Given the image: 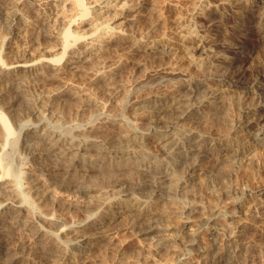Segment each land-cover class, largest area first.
<instances>
[{
  "label": "bare ground",
  "instance_id": "bare-ground-1",
  "mask_svg": "<svg viewBox=\"0 0 264 264\" xmlns=\"http://www.w3.org/2000/svg\"><path fill=\"white\" fill-rule=\"evenodd\" d=\"M29 1L30 0H0V7L2 8V10H5V12L9 13V15L11 17L18 18V20H20V21L22 20V22L24 23V25H22L23 23L21 24L19 22L22 26H16L17 31L22 32V29L24 26L28 32V35H25V38H24V44L25 45H23V43H22V45L17 46V47H13L11 45H8L6 47L8 49V50L5 49V52L8 55L7 56L9 59L8 61L4 60L3 59L4 57L3 58L1 57L2 50H0V101H2V104H3V105L2 104L0 105V209H1V207L6 208V209L4 208L5 209L4 211H2V209H1L0 220L4 221V222H2L3 223L2 225H0V232H3L4 235H6V236H12V233L14 232L12 230L13 228L9 227L11 224L10 225L6 224L9 221L13 222L12 225H14V224L19 225L20 224V226H22L24 228V230L28 229L27 230V231H29L28 235L19 236V238H17V240L21 241V243L22 242L24 244L26 243V246L28 247V250H29V252L27 254H29L33 258L32 259L33 261L31 263L29 262V260L27 261L30 264H92L91 263L92 259L94 260L93 256H95V255L92 256V254L95 252V246L93 245V241L97 240L98 238L100 239V237L107 236L108 233H110L112 230H115V229L119 230V229H123V228L125 229L128 226H129V228H131L132 226H133V228L139 227L141 234H143L145 236V238L148 239L149 237H152V234L154 232H158V231L162 230L163 228H166V229L168 228V226H165L162 223H165L164 220L166 219V217H168V210L169 209L168 208L163 209L162 206H159V204L157 203V200H160V197L163 196V194H165V191H166L165 188H166L167 182H168V184L170 183L171 185L175 183L173 181L176 180L178 172L176 171L177 173H174V169L181 166L180 163L189 162V165L191 167L192 166L198 167L200 165L199 167L201 169L202 168L204 169V167L201 164V160H202V157L205 156V153H206L205 147L208 145V143L210 141L211 142L209 145L216 146L218 148L217 152H219V150H220L218 146L221 145L220 148H222L223 142H227L232 147V150H230L231 149L230 148L229 150H226V151L220 153V155H218L216 157V163H215V161L214 162L212 161L213 163H215L216 166L220 165L221 164L220 162L224 158L226 159V157L232 153H233V155H230V158H231V156L237 157L238 159L244 158V156L242 157L241 154L245 155L247 150H249V149H244L241 147L240 148L235 147V145H233L234 144L233 138L236 139L240 143V145H242L241 141L244 138H242L241 135H243L248 129L249 130L252 129V127H253L252 124L256 123L258 120V119L256 120L257 117H261L262 115H264L263 108L253 109L252 107L251 108L246 107L245 112L243 113V116L240 117V121L238 120L237 122L231 123L232 126L231 125L230 126L233 128V133L226 135L229 139L224 138L226 136L222 137V136L217 135V137H212V139H210V141H209L208 136H207V132H206V134L204 132L206 128L203 129V127H205V126L200 127V125H198V120H196L197 123L193 121V124H196L194 127L190 126L192 124L191 123L192 121L190 122L191 124L189 126H188L187 122H185L187 125L182 124L185 121L184 119H187L189 121L188 118H190L192 116H193L192 118H195V116H198V115H196L197 114L196 112H198V111L195 108V106H193L194 104L193 105L191 104V102L192 103L194 102L193 100L190 101L191 100L190 96H192L191 93L189 92L190 95H186V91H185L186 88H184L185 94L181 93L183 91L182 88L180 90L181 92L179 91V88H180L179 87V81H181L179 79H181L183 76H185V77L187 76V78L188 77L192 78L193 74L196 73V74H199V76L200 75L202 76V77L200 76L202 78V79L200 78L201 83L202 84L205 83L206 85H208V82L206 80H210V79H214V78L221 80V81L224 79L228 80V78H230V77L226 78V75L228 74L227 72L229 70L228 67L231 66L230 69L233 70L232 68H234V66H232V64L235 65V63L236 62L239 63L241 59L248 58V57L250 58V56H251V55L248 56L247 53L245 55H243L242 54L243 52H241V50L239 49V47L246 44L245 39L248 38L251 33L248 32L249 30L248 31H239V30H241L243 27H246V25L249 22L250 23L255 22V21L259 22L260 18H262V21L264 20V0H211L212 2L209 4L210 6H208V7H210V9L212 11L216 10V14H209L208 15L207 14L208 11L206 12L204 7H202V8H204V11H200V10H203L202 8L197 9V10H199L197 12V15H200L199 17H203V18L205 17L204 20L206 22H209V26L205 29V32L203 34L202 33L199 34L197 32L193 23H191V21L189 19H184V18H187L188 17L187 16V17H184L183 19L179 20L180 25H181V30H180V32L178 30V32H179V34L177 35L178 37L175 36L174 38H172L173 36H170L171 38L169 37L170 39L167 42H160L159 41L160 43H158L156 39H152L150 37L151 36V34H149L150 32H148V34L150 35L148 37V35L145 34L146 33L145 31L147 29L144 27L143 28L146 30L143 29L142 32H145V33H142L141 29H140L141 26L138 25V24H140V22H142V24H143V21H145V20L142 21V19L145 15V9H146L145 7H146L147 2H148L147 0H53L52 2H55L56 6H58L57 7V9H58V15H57L58 20L59 21L61 20L60 22H62V23L64 22L63 24L64 25L66 24L67 26L65 25L66 27H64L63 30L61 29L60 30L61 32L58 31L59 33L53 34L55 41L57 42V43L55 42L56 45L53 46L54 42L51 40L50 42H53V44H51V43H49V44H51L52 46L51 45L48 46V44H47V46H43V47L39 46L38 48H37V46L33 47L34 45L31 46L30 44H28L30 37L34 38V39L40 38V36H38V35H40L39 32H38V35L35 34V32H36L35 31L36 27H34L35 23L33 21H29V19L28 20L26 19V12L30 9V8H28L29 7ZM149 1H151V0H149ZM156 1H158V0H156ZM258 1L261 2L260 6L263 8V14H261V17L259 15L255 16V15L251 14L250 10H248L251 7L248 8L246 6L248 3H250L252 5L253 4L257 5ZM171 2H172V5H177V3L180 2V0H171ZM63 3L66 5H67V3H69V5H71L74 8L73 10L78 11V14L83 18V21L85 20L84 24H86V26H87L85 29L80 28V27H82V25L81 26L76 25V23L73 22L74 20H72V21L67 20V17H65V16H67V14H65V16H64V6L65 5ZM152 3H154V1ZM195 4H196V2H195ZM158 5L156 6V4H153V9L156 10V7H158ZM71 6H69V7H71ZM151 6L152 5H150L149 7H151ZM154 6H156V7L154 8ZM1 8H0V11H2ZM195 8H193V9H195ZM150 9H148V10H150ZM158 9H159V7H158ZM36 10H38V9H36ZM36 12L37 11H35V14H37ZM38 12H40V11H38ZM149 12H148V14L147 13L146 14L149 15V17H150V14L153 11L150 14H149ZM155 12H157V11H155ZM205 12H206V15H205ZM31 13H32V9H31ZM40 13H42V11ZM252 13H253V11H252ZM28 14L29 13L27 12V15ZM44 14L45 15L47 14L46 11L44 12ZM109 16H111L110 17L111 19L109 18ZM41 17L44 20L43 21L44 23H47V25H48V23H50L49 22L50 20L47 17V15L45 16V18H43V16H41ZM231 17L234 19V22H235V23H233V21H232L231 23L235 24V26L234 25L233 26H234V29L237 30L236 31L237 33H235L236 34L235 37L233 38V35L231 34L232 40L230 39L227 41L225 39L226 41H220L219 37L217 38V36H216L218 41L215 40L216 38L214 36V33H211L212 29H210L208 31V28H210L212 25L217 26V27L220 26V24H224V25L226 24L227 25L228 24L227 21H229V19ZM152 18L150 19L151 21L149 19L148 20L146 19V21L147 22L150 21L149 22L150 24L155 23V22L151 23ZM157 18L159 19V17H157ZM180 18H182V17H180ZM188 18H190V16ZM39 19L41 21V18H39ZM153 21H154V19H153ZM230 21H231V19H230ZM258 22H256V25ZM149 23H148V28H149ZM250 23L248 25H250ZM49 25L47 26V28H49ZM131 25L136 26L140 30V32H139V30H137L138 31L137 32L134 29V26L131 27ZM230 25L232 26V24H230ZM50 27L52 28V26H50ZM152 27L153 26H151V28ZM42 28H45V27L43 26ZM246 29H248V28H246ZM37 30H39V29H37ZM149 30H150V28H149ZM51 31H53V30H51ZM152 31H153V28H152ZM53 32H55V31H53ZM212 32H214V31H212ZM215 32H216V30H215ZM48 33H49V30H48ZM41 34H43V33H41ZM35 35H37L38 37H36ZM45 35L43 36V38L47 37ZM49 35L50 34H48V36ZM258 36H260V35H258ZM229 37L231 38V36H229ZM43 38H41V39H43ZM162 38H163V36H162ZM254 38H256V36H254ZM49 39H51V37ZM167 39L168 38H166V40ZM258 39H259V42L255 43L258 47L251 48L250 50H248L249 53H251L253 51H254V53H256V51L259 48H261V47L264 48V34H263V38H261V39L258 38ZM221 40H224V39H221ZM123 42H126V44H127L126 47H123V45H125V44L122 45ZM120 43L122 45V48H125L127 50L126 52L129 53V55L133 54V53L135 54V52L136 53L142 52L141 54H143V53L148 54V56L149 55L153 56L154 54H157L159 52H161V53L162 52H165V53L168 52L167 55H169V52H170V53L174 54L175 56L177 55L179 57L180 54L182 52H184L185 55L187 56V64H188L187 67L183 66L184 63H185V65H187L186 61H185L186 58L184 59L185 62L183 63L182 62L183 60L181 59V57H180V59L182 60L181 62L183 63V65L178 64L177 61H174V62L171 61L172 63L166 64V65L163 64L164 66L162 67V70L160 71V73H163L164 75L169 77V79L166 82H163V83L157 82L156 83L157 80L154 79L155 80V82L153 81L154 83L151 82L150 85L146 84V86L139 88V90L136 92L134 102L132 103V106L131 105L130 106L133 110L134 118L133 117L132 118H133V120H135L134 124H136L139 127L137 129L139 131H136L135 129L130 128L128 123H125L122 120H119V117L117 115H115V113H117V112H113V111H112L113 113L110 115L105 114L106 116H104L103 118L101 117V119L98 122H95L93 124L88 122L90 124H88L86 127L83 126L84 128L82 127L81 129H78L77 130L78 132L62 131L61 129H58L56 127L51 128V127L47 126L46 124H44L43 118L46 115V111H49V114H50L49 116H51V118L53 119V122L55 123L56 126L65 124L66 122L69 121L68 117L70 115L68 117H66V114L63 113L64 111L60 112L62 110L61 108L64 105L63 106L61 105L62 107L60 105L56 106V104L60 103V99L58 100L59 103L57 102L54 104V100L57 97L61 98V97H65L66 95H68V96L69 95H72V96L75 95V96L80 97V98L83 97L84 98V103H83L84 108H89V107L93 108V106L94 107L98 106L95 108L101 109V108L107 107L106 111L107 110L109 111L110 108H111L110 110L114 109L116 111L122 107L123 96L130 93V91L133 90V87H135L136 84H135V81L133 83H128L127 81L126 82L125 81L124 82L118 81L120 79V77L118 78V76L121 75V74H119L120 69L122 66L125 65V63H127L126 58L120 57L121 55L119 56L118 53H117L118 58H116L117 56L116 57L115 56L109 57V55L107 56V54H109V52L111 53V52H113L112 50H116L119 47ZM263 48H261V49H263ZM179 51H182V52L179 53V55H178L177 53ZM200 52H202L203 55H201L202 53H200ZM161 53H159V54H161ZM165 53H163V54H165ZM199 53H200V55H198ZM241 54H242V56H241ZM114 55H115V53H114ZM126 55L127 54L125 53V56ZM137 55H139V54H137ZM170 56H171V54H170ZM170 56H169V58H170ZM175 56L172 58H177ZM141 57H143V55ZM144 57L142 60L145 59L144 62H146V56L144 55ZM183 57H185V56L183 55ZM150 58L148 60H152V58L151 59ZM160 58H159V60H160ZM162 58L164 59V57H162ZM162 58L160 60V64H161V61L163 60ZM172 58H170L169 60H171ZM180 59L178 58L176 60H180ZM172 60H174V59H172ZM139 63H141L140 60H139ZM129 65H130V63H129ZM241 66L237 67L238 69L235 70V68H234V70H233V71H235L234 76L236 77V79L239 81L240 84L259 83V82L264 81V62H262V64H259V62H256L254 64L251 63V65L246 66V67H243V66L241 67ZM65 70H67V72L69 71V73H67ZM63 71H65L68 74L67 76L70 75V77L72 75H73V77H77L76 74H78V73L82 74L81 77L84 76L85 78H87L88 83H92V85H94L93 83L98 82L97 84H99V81H103V82H105L104 88L107 90V92H109V94L114 93L116 95V93H120V94L122 93L123 96L120 98V100H118L119 96L117 95L116 100H118V101L115 104H113V103L116 100H114L112 103H109L108 99L106 100V102H103L102 100L98 99L99 97L97 98L96 96H94L91 93L90 89L93 87L92 85H91V88L87 86L88 84L87 85H81L82 83L81 84H79L80 82L77 83L76 81H78V80L75 81L72 77L73 80L65 81V82H63L62 86L60 85V87H57L55 90H53L50 93L49 99H47V100L42 99L43 97L48 96V95L42 96V98H40V99L36 98V100L31 98V95H29V88L31 87V83L34 84L33 83L34 78L35 79L40 78V80L42 77H46L47 79L48 78H58V77H60V74ZM195 75H194V78H195ZM230 75L231 76L233 75L232 72L230 73ZM63 76H64V74H63ZM197 77H198V75H197ZM32 78H33V80H31ZM175 78H177L179 81ZM53 80H55V79H53ZM65 80H67V79H65ZM126 80H127V78H126ZM195 80H196V78H195ZM221 81L219 82V85L218 84L215 85L213 83L214 86L209 87L210 89L207 90L208 92L204 91V94L206 95V96H204L205 97L204 100H203V95L201 94L202 98L201 97L200 98L205 102L204 106H206L207 108L210 109L211 114L209 111L208 112L212 116V118H209V116H207V115L203 116V118L201 116V118H200L201 120H199L200 124L202 121H204L202 119H204L206 116H207L206 118L209 119V123H210V119L213 120V117L216 118V119H214L216 124L218 121H219V123H220V121H221V123H223L222 121L225 120V119L221 120L223 114L220 115V117H221V119H220L219 114H217L216 112H218L217 111L218 108H222L225 105L226 99H228L226 105L227 106L231 105L232 102H231V104L228 103L229 99H231V98L234 99L233 97H234V94H236V93L227 94V92H225L226 89H224L226 87H224V88L222 87ZM186 82H188V81H185V83ZM192 82L189 85V88L191 89L193 95L194 94L197 95L198 94L197 91L200 92V90H198L200 88H198V84H196V86H191ZM185 83H182V84H185ZM189 83H190V81H189ZM97 84H95V86ZM100 85H102V84H100ZM103 85H104V83H103ZM97 87H100V86L97 85ZM31 88L33 89V87H31ZM95 88L93 87L94 90H95ZM207 88H208V86H207ZM207 88H205V89H207ZM257 88L258 87L256 86L255 90H257ZM101 89H103V88H101ZM97 90H98V88H97ZM231 90L238 93L241 89L236 88V89H231ZM247 90H249V89H247ZM16 91L18 92L17 94L20 95L25 100L24 102L26 104H24V102H23V104L21 106L27 105L26 107L31 108L33 110V114L35 115L36 120H37L35 125L33 126L34 129L25 133V135H26V136L24 135L25 141H23V142H25V145L27 146V148L31 147L32 149H34L33 147H35V149H36L38 146L40 147L43 145L44 147L42 146L41 148L45 149L46 152L49 155H51L52 156L51 158L54 160V163L52 161L53 166H51V163H50V167L46 166L47 168H45L47 170L46 173L49 174V177L47 178L48 180H51V182H54L56 184H59L61 186H66V187L70 186V185H74L78 189L86 192L88 195L89 194L91 195V193H92V196H93L94 195L93 191L95 189L97 190V188L99 186L101 187L100 183H102V181L105 185L106 182L104 180H106V181L111 180V179L113 180L114 177L116 176V174H119V175L122 174V178H123V175L126 176V175L131 174L133 176L134 174H136L137 175V178L135 177L136 181L133 182V185L131 184V186H132L131 188L136 189V190H140V191L141 190L143 191L146 188L147 189L152 188L151 191L148 190L145 192V193L150 192L148 197L142 199V198H138V196H137V198L128 196L126 198L125 197L117 198L114 200V202L113 201H111V202L104 201L101 204H99V206H101L100 209L97 206H94L88 210L85 209V210H87V216L88 217H86V219H83L80 221L78 220L75 223L73 222V224L72 223L66 224L65 222H62L59 218H57L55 216L41 213L42 211L38 210L37 208L39 206L48 205L49 204L48 201H51V200L53 202L56 201L55 196H54L55 193H52L49 190L50 188L44 187L43 186L44 183H41L39 180L40 178L38 179L37 176L35 177L33 175H30V176L28 175V177H27L28 178L27 182L30 184L29 188H30V190H32L33 193L31 191H30V193H28L29 190L27 193L25 191L21 192L22 190L20 191L19 185L17 186L18 182L16 183V181L13 180V178L10 176L11 173H10L8 167H6L7 164L4 165V162H3L4 160H2V151H3V149L6 148L5 146H7L9 138L12 134V127H11V123H10V121H11L10 118L14 119L16 117L19 119V117H18L19 113L17 111L20 112V110L15 111L16 110L15 108H17V107L13 108L12 99H11L12 93H14ZM201 92H203V91H201ZM47 93H48V91H47ZM101 93H103V92H101ZM98 94H97V96H98ZM103 95H104V93H103ZM184 95H186L187 97L189 96L190 100H188V102L190 101L189 103L191 105L189 103H187V101L185 100L186 97L184 98ZM196 95H195V97H196ZM199 95L200 94L197 95V98H198V99L196 98L197 100L200 99L198 97ZM236 95L238 96V94H236ZM250 95L251 94L247 95V93H246L245 98L247 99V97H248V100H249V98H251V97H249ZM72 96H70V98ZM105 96H107V95L105 94L103 99L104 98L106 99L110 95H108L107 97H105ZM240 96H238V97H240ZM13 97H14V95H13ZM101 97H102V95H101ZM124 98H126V97H124ZM252 98H253V96H252ZM21 100H20V102L23 101V100L22 101ZM74 100L75 99H73V101ZM62 101H64L63 98H62ZM79 101L80 100L78 98V101H77L78 104L81 103ZM199 102H202V101H199ZM77 103L75 105L78 106ZM18 104H20V103H18ZM64 104H66V103L64 102ZM200 104H202V103H200ZM16 105H14V106H16ZM71 105H74V102ZM250 106H252V104ZM57 107L60 108V111H58ZM67 107H70L69 103H68ZM75 107L76 106H74V108ZM228 107L230 108V106H228ZM24 108H25V106H24ZM71 108H73V107L71 106ZM226 108L224 110H226ZM229 108H227V109H229ZM66 109L68 110V108H66ZM22 110L23 109H21V111ZM25 110L26 109H24V111ZM72 110H70V111H72ZM74 111H73V114H76L77 112L74 113ZM203 111L205 112L206 110L204 109ZM227 111H224V112H227ZM220 112H223V111H220ZM220 112H218V113H220ZM20 113H23V112H20ZM68 113L69 112H67V115H68ZM227 113H225L224 116L225 115L227 116ZM130 115H131V113H130ZM19 116L21 117V115H19ZM74 116H76V115H74ZM251 117H253V118H251ZM132 118H129V119H132ZM224 118H226V117H224ZM45 119H46V117H45ZM74 119L75 118L73 117V120ZM66 120H68V121H66ZM182 120H184V121L182 122ZM216 120H217V122H216ZM212 122L210 124H213ZM230 122L231 121L228 120L227 124ZM203 123H207V121H204ZM223 124L226 125V122ZM203 125H208V124H203ZM209 125H208V128H209ZM219 125H221V124H219ZM149 126L152 128H149ZM211 127H214V126L212 125ZM217 127H219V126H217ZM62 128H63V126H62ZM220 128L221 127H219L218 129H220ZM232 128H230V129L232 130ZM27 130H29V129H27ZM63 130H65V129L63 128ZM66 130H69V129H66ZM208 130L209 129H207V131ZM250 132H253V130ZM197 133L200 135V137L197 136V137H199L198 139L195 138V135ZM221 134H223V132ZM215 135H216V133H215ZM255 135L258 136V134H255ZM255 135H253V136L250 135L252 137V140H251L252 146L251 147H254V148L256 145H259V143H261L260 140L259 141L257 140L258 137L253 138ZM146 141L155 142L159 146V147L158 146L157 147L160 150V155H158L159 153H153L152 151H150L149 147L147 146L149 143ZM243 141H245V140H243ZM243 143H245V142H243ZM240 145H238V146H240ZM251 147H250V149H251ZM261 148H263V147H261ZM150 149H151V147H150ZM37 150H39V149H37ZM260 150H256V152L260 151ZM32 151H34V150H32ZM239 151L242 152V153L240 152V156H241V157L239 156L240 158L238 156H235V155H238L237 152H239ZM254 151H255V149H254ZM254 151L252 150V152H254ZM30 152H31V149H30ZM44 152L45 151L43 150V153ZM208 153L209 152H207L206 154H208ZM32 154H33V152H32ZM37 158H39V156ZM247 158H248V156H247ZM238 159L235 158L234 161H238ZM231 161L234 162L233 160H231ZM38 162H40V161H38ZM228 162H229V160H228ZM232 162H231V164H232ZM224 163L227 164L226 162H224ZM43 164H41V165H43ZM215 165L213 167V170H215L214 169ZM221 165H220L219 169L221 168ZM227 165H230V164L228 163ZM48 166H49V164H48ZM207 166H209V165H207ZM222 166H224V165H222ZM42 168H43V166H42ZM200 168H197V169L199 170ZM222 168H225V167H222ZM179 169H182V167ZM207 169H208V167L206 168V170ZM176 170H178V169H176ZM222 170L225 171L224 169H222ZM181 171H183V169ZM196 171L197 170H195V168H194V170L191 171L190 176L194 177L197 174ZM199 171H201V170H199ZM223 171H221V172H223ZM202 172H205V171H202ZM181 173L183 174V172H181ZM181 173H180V175L182 176ZM29 174H31V173H29ZM199 174H201V172ZM126 177H130V176H126ZM112 180L110 182H112V183L116 182L115 179H114L115 182ZM176 181H178V180H176ZM197 181H198V179H197ZM107 182L109 183V181H107ZM165 182H166V184L164 185ZM106 185H108V184H106ZM171 185H170V188H171ZM176 185H177V182H176ZM184 185H186V184H184ZM175 186H173V187H175ZM184 187L185 186H183L182 191H183V193H185L184 196L188 197V193H187L188 190L187 191L184 190ZM131 188L125 189V191L122 195H125V196L129 195L132 192ZM170 188L167 185V190H169ZM180 188H182V187H180ZM189 188H190V186H189ZM192 188H193V186H192ZM185 189H186V187H185ZM140 191H137V192H140ZM250 191H252L251 194L254 193L255 195H257V199L255 198L256 200L254 203L251 202L252 204L250 202H248L251 205L249 207L247 205V207H248V208L246 207L247 209L246 208L243 209L242 205L243 204L245 205V200L250 195V193L242 192L241 194H243V195H241V197L237 201H235V204H236L235 213L231 214V213L226 212V211H225L226 213H224V211L220 210L219 208H216L214 210V212H212L206 220L198 223L197 227L193 228V230L191 229L193 231L190 233V234H192V239H190L187 242L186 251L184 253L180 254V256H179L180 259L178 262L179 264H188V263H191V261H193L196 258L199 259L201 257H204V258L209 257V256H205V253H206V249H205L206 244H205V240H204L205 235H207V234L211 235L213 238L216 239L218 236H221L224 233L223 227L220 225V223H218L219 217L221 218L222 214H225V215L228 214V217L231 216V218L233 216L237 217L238 221L236 223V226L238 228L239 233L245 231L246 228L249 229L248 227L252 224V221H254V219H253L254 216L256 217V216H259L261 214H264V185L261 187H258L255 190L250 189ZM141 193H143V192H141ZM191 193H192L191 194V196H192L193 195L192 190H191ZM131 196H133V195H131ZM181 196L179 195V197H181ZM251 196L252 195H250V198H251ZM172 197H173V199L175 198V196H173V195H172ZM186 197H184V198H186ZM184 198H182V199H184ZM56 199H57V197H56ZM171 201H169V202L172 203ZM173 201L178 205L179 208L176 207L175 210H172V211H174L175 216H177L178 218L182 217V220L180 221L181 224H178L179 230H185V229L188 230L189 228L192 227L193 221L196 218L195 206H193L191 204L192 202L190 204H183L182 205V201H180V200H179L180 202L179 201L177 202V200H173ZM184 201H186L185 203H187L186 199ZM188 202H190V201L188 200ZM164 203L166 204V202H164ZM52 205H54V204L52 203ZM170 205H172V204H170ZM160 207H162V208H160ZM87 208H89V207H87ZM39 209H41V208H39ZM59 209H61V208H59ZM61 210H63V209H61ZM65 210H66V208H65ZM98 210H102V211L104 210V213H107V216H104V217L101 216L102 218H97V217L95 218V215L99 214ZM167 219H170V218H167ZM257 221H260V220H257ZM257 221H256V223H257ZM263 221H264V219L262 220V223H264ZM256 227H258V226H256ZM237 228H235V229H237ZM224 229H226V228H224ZM227 230H228V226H227ZM255 231H256V229H255ZM247 232H248V230H247ZM15 233H17V231ZM236 233L234 231V234H236ZM226 234H227V232H226ZM237 235H239V234H237ZM240 235H242V234H240ZM251 235H249V232H248V236L250 237ZM3 236H2V238H3ZM224 237H227V235L226 236L224 235ZM252 237H253V235H252ZM0 238H1V234H0ZM111 238H113V237H111ZM246 238H247V235H246ZM14 239H16V238H14ZM179 239L180 238H176L171 234L162 235L158 238V244H160V245L165 244V247H166L167 243L169 245L174 244V243L178 242ZM220 240H218V241H220ZM254 240H256V239H253L252 241H254ZM15 242H17V241L15 240ZM15 242H13V243L11 242V244L13 245ZM95 242H94V244H95ZM236 242H237V240H236ZM222 243H226V242H222ZM222 243L220 241V245H222ZM233 243H234V241H233ZM97 245H99V244H97ZM224 245H222L220 247L218 245V247H219L218 249L221 248V251H222L223 249H225V247L223 248ZM18 246L21 247V245H18ZM228 246H226V247H228ZM259 246H260V244H259ZM11 247L12 246L8 242L0 243V264H21V263H23V261L25 259V253L22 252L23 250L22 251H19V249L17 250L15 248V245H14V247H12V248ZM163 247H164V245H163ZM244 247H245V245H244ZM99 248H101V245ZM99 248H98V250H99ZM256 248H259V247H256ZM11 249H13V250H11ZM20 249H24V248H20ZM228 249H229V247H228ZM26 250L24 252H26ZM227 250H225V251H227ZM209 251L210 252H208V253L211 255V250L209 249ZM225 251H223V252H225ZM223 252H219V253H223ZM208 253H206V254L208 255ZM215 255H217V254L215 253ZM218 255L222 256V254H218ZM243 256H245V255H243ZM243 256H241V257H243ZM203 260H207V259H203ZM193 262H195V260Z\"/></svg>",
  "mask_w": 264,
  "mask_h": 264
},
{
  "label": "rangeland",
  "instance_id": "rangeland-1",
  "mask_svg": "<svg viewBox=\"0 0 264 264\" xmlns=\"http://www.w3.org/2000/svg\"><path fill=\"white\" fill-rule=\"evenodd\" d=\"M52 1L53 0H30L29 1V7L28 8H30V9L27 12L29 13L28 15L30 17L27 15V12H26V19L27 20L29 19V21H33L35 23L34 24V27H36L35 28V31H36L35 34L38 35V32L40 34V35H38V36H40L39 39L38 38L37 39L35 38L36 39L35 40L34 38H31V37L29 38V43L28 44H30L31 46L34 45L33 47H35V46H37V48L39 46L40 47H43V46H47V44H48V46H50L51 44H53V42H54L53 46L56 45L57 42L55 41V38H54L53 34H57V33L61 32L60 30L61 29L63 30L64 27L67 26L66 24H65L66 26L63 24L64 22L62 23V22H60L61 20L60 21L58 20V16H57L58 15V9H57L58 6H56V3L55 2H52ZM147 1L149 3L147 2V5L145 7L146 8L145 9V15H144L142 21L143 20L146 21V19L147 20L148 19L150 20L153 17L151 23H153V22H155V23L150 24L149 23L151 21L150 20L149 22L143 21V24H142V22H140V24H138V25L141 26L140 27L141 32L143 31L144 28L147 29V30L144 29V30H146L145 31L146 33L145 32H142V33H145L146 35H148V37L150 36L149 34H151L150 37L152 39H156L158 43H160V42H167L171 38L170 36H173L172 38H174L175 36L178 37L177 35L179 34V32L181 30V25H180V21L179 20H181V19H183L184 17H187V16L188 17L190 16V18L187 17V18H184V19H189L191 21V23H193V25H194L195 29L197 30V32L199 34H201V33L203 34L205 32V29L209 26V22H206L204 20L205 17L204 18L203 17H199L200 15H197V12L199 11V10H197L198 8L201 9L202 7H204L205 8V11L206 12L208 11L207 12L208 15L209 14H216V10L212 11L210 9V7H208V6H210L209 4L212 2L211 0H209V1L208 0H202V1L201 0H199V1L198 0H192V1L191 0H180V2L177 3V5H172L171 0H158V1L153 0L154 3H152L153 2L152 0L151 1L147 0ZM195 2H196V4H195ZM153 4H156V6L158 5L159 9H158V7L154 6V8L156 7V10H154L153 9ZM64 5H65L64 6V16H65V14H67V16H65V17H67V20H71V21L74 20L73 22L76 23V25H80V26L82 25V27H80V28H84L85 29L87 27L86 24H84L85 23V20L83 21V18L78 14V11L73 10L74 8L71 5H69V3H67V5L66 4H64ZM150 5H152V6L149 7ZM260 5H261V2L258 1L257 2V5L256 4L255 5L254 4L252 5V4L248 3L246 6L248 8L251 7L249 9L247 8L248 10H250V13L251 14H253L255 16H258L259 15L261 17V14H263V8ZM69 6H71V7H69ZM193 8H195V9H193ZM204 8H202L203 10H200V11H204ZM31 9H32V13H31ZM36 9H38V10H36ZM148 9H150V10H148ZM1 10H2V8H1ZM35 11H37L36 12L37 14H35ZM38 11H40V12L42 11V13H40ZM45 11L47 13L46 14L47 17L50 20L49 21L50 23H48V25L50 24L49 25V28H47V26H48L47 23H44L43 22L44 20L41 17V16H43V18H45V16H46L44 14ZM155 11H157V12H155ZM252 11H253V13H252ZM148 12H149V14L152 12L150 14V17H149V15H147ZM206 12H205V15H206ZM110 17L111 16H109V18ZM157 17H159L160 20ZM180 17H182V18H180ZM39 18H41V21L42 22L40 21ZM153 19H154V21H153ZM230 19H231V21H230ZM230 19H229V21H227V23H228L227 25L226 24L225 25L224 24H220V26H218V27L212 25L210 28H208V31L210 29H212L211 30V33H214L215 38H216V36H217V38L219 37L220 41H226V40L228 41L230 39L232 40V35H233V38H234L235 35H236L235 33H237L236 32L237 30L234 29V26H235V24H233V23H235L234 22V19L232 17ZM232 21H233V23H231ZM19 22L21 24L23 23L22 20L20 21V20H18V18L11 17L9 15V13L5 12V10L0 11V50H2L1 57L2 58L4 57L3 59L6 60V61L9 60L8 57H7L8 55L5 52V49H7L6 47L8 45H11L13 47L20 46V45H22V43H23V45H25L24 44V38H25V35H28V32H27V29L24 26H23L22 32H18L17 31L16 26H22V25H24V23L21 25ZM256 22H258V21L251 22V23L249 22L250 25H248L249 24L248 23L247 24L248 26L246 25V27H243L241 30H239V31H248L249 30L248 32L252 34V35L250 34V36H249L250 38L248 37V38L245 39V43L246 44H244L243 46L239 47V49L241 50V52H243L242 53L243 55H245L247 53L248 56L249 55H251V56H250V58L248 57V58L241 59L240 62L239 63L236 62L235 65L232 64V66H234L235 70L238 69L237 67H239L241 65L243 67H246V66L251 65V63L254 64L256 62H259V64H262V62H264V52H263L264 51V48L263 47H261L263 49L259 48L256 51V53H254V51L251 52V53L248 52V50H250L251 48L258 47L255 44V43L259 42V39L258 38H260V39L263 38V34H264V20L262 21V18H260L259 19V22L257 23V25H256ZM148 23H149L150 30L148 28ZM229 23L232 24V26ZM43 26L45 28H42ZM50 26H52V28ZM133 26L134 25H131V27H133ZM151 26H153L152 27L153 28V31H152ZM135 27L136 26H134V29L136 31L139 30L137 27L136 28ZM246 28H248V29H246ZM37 29H39V30H37ZM50 29L53 30V31H55V32L51 31ZM48 30H49V33H48ZM178 30H179V32H178ZM215 30H216V32H215ZM212 31H214V32H212ZM232 31L233 32L235 31V32L233 33ZM139 32H140V30H139ZM148 32H150V33L148 34ZM41 33H43V34H41ZM48 34H50V35L48 36ZM37 35H35V36L38 37ZM44 35L47 36V37L43 38ZM253 35L256 36V38H254ZM258 35H260V36H258ZM162 36H163V38H162ZM229 36H231V38ZM50 37H51V39H49ZM41 38H43V39H41ZM166 38H168V39L166 40ZM217 38L215 40L218 41ZM221 39H224V40H221ZM51 40L53 42H50ZM49 43H51V44H49ZM123 44H125V45H123ZM122 45H123V47H126L127 46L126 42H123ZM122 45L120 43L119 44V47L116 50H112L113 52L115 51L114 52L115 55H114L113 52H111V53L109 52V54H107V56L108 55H109V57L110 56L111 57H114V56L116 57L117 56L116 58H118V55H117V53H118L119 56L121 55L120 57H123V58H126L127 59V63H125V65H124L125 67L122 66L123 68L121 67V69H120L119 74H121V75H119L118 78L120 77L121 80L119 79L118 81L119 82H122V81L123 82L124 81L126 82L127 81L128 83H133L135 81L136 86L133 87V90H131L130 93H128L125 96H123L122 93L121 94L120 93H116V95H115L114 93L112 94L110 92L111 94H109V92H107V90L104 88L105 87V82H103V81H99V84H97L98 82L93 83L94 85H92V83H88V79L87 78H85L84 76L81 77L82 74H79V73L76 74L77 77H73V75L71 77H70V75L67 76L68 75L67 73H69V71L67 72V70H65L67 73L65 71H63L60 74V77H58V78H48L47 79L46 77H42L41 80H40V78H36L37 80L35 78L33 80V78H32L31 80H33V83L34 84L31 83V87H33V89L31 87H30L31 89L29 88V95H31V98H33V99L36 100V98L37 99L38 98L40 99V98H42V96L48 95V96H45V97L42 98L44 100L45 99L47 100V99H49L50 93L53 90H55L57 87H60V85L62 86L63 82L74 79L75 81L78 80V81H76L77 83H79V82H80L79 84L82 83L81 85H87L88 84L87 86L90 87V88H91V85L94 88L96 87L95 90L93 89V87L91 89L90 88L89 89H90L91 93L94 96H96L97 98L99 97L98 99L99 100H102L103 102H106V100L108 99V102L109 103H112L114 100H116V96L117 95L119 96L118 97V100H120V98L123 96V99H122L123 104H122V107L119 108V110H116V111L114 109L113 110H110L111 109L110 107H109L110 109L108 108L109 111L108 110L106 111V108L107 107L101 108V109L95 108V107H98V106H95V107L93 106L94 109L92 107L91 108L90 107L89 108H84V106H83L84 98L83 97L80 98V97H77L75 95H73V96L72 95H69V96L66 95L67 97L66 96L65 97H61V98L60 97H57L56 98L57 100L56 99H55L56 101L54 100V104L57 103V102L59 103L58 100L60 99V103L59 104H56V106L57 105H60V106L61 105L62 106L64 105V106L63 107L61 106L62 108L59 106L62 109L61 111H60V108L57 107L58 108V111H60V112L64 111L63 113L66 114V117H68L70 115L68 117V120L69 121L66 120L68 122H66V123L64 122L65 124H62V125H59V126L57 125L56 126L55 123L53 122V119L51 118V116H49L50 115L49 114V111H46V115H45L46 119H45V117L43 118L44 119L43 120V123L46 124L47 126L51 127V128H55L56 127L58 129H61L62 131H69V132L70 131L71 132L74 131V132H78L77 130L78 129H81L83 126L86 127L90 123L93 124L95 122H98L101 119V117L103 118L106 115H110L113 112H117V113H115V115H117L119 117V120H122L123 122L128 123V125H129L130 128H133L136 131H139V130H137L139 127L136 124H134L135 123V120H133L134 116H133V110L131 108L132 103L134 102V99H135V96H136V92L139 90V88H141L143 86H146V84L147 85H150L151 82L154 83L155 82L154 79L157 80L156 83L157 82H161V83L166 82L169 79V77H167L163 73H160V71L162 70V67L164 66L163 64L166 65V64L172 63L171 61H173V62L174 61H177L178 64H182V65L186 61V64H187V56L182 51H179L177 53L179 55V53L182 52L179 57L177 55L175 56L174 54H172L170 52H169V55H167L168 52L167 53H165V52H162V53L159 52L161 54L157 53V54H154L153 56L152 55H149L150 57L152 56L151 57L152 60H148L150 58L148 56V54H144V53L141 54L142 52H137V53L135 52V54L134 53L133 54H130L131 55L130 56L129 53L126 52L127 50L125 48H122ZM125 53L127 54L126 56H125ZM163 53H165V54H163ZM200 53H202V52H200ZM200 53L198 55H200ZM137 54H139V55H137ZM170 54H171V56H170ZM182 54L185 57H183ZM242 54H241V56H242ZM140 55L141 56L143 55V57H144V55L146 56V62H144L145 59L142 60L143 57H141ZM201 55H203V53ZM169 56H170V58H172L174 56L177 57V58H172L174 60H172V59L169 60L170 59ZM160 57L161 58L164 57V59L162 58L163 60L161 61V64H160V60H161ZM180 57H181V59L183 61L180 59ZM159 58H160V60H159ZM178 58L180 60H176ZM184 59H185V61H184ZM139 60H140L141 63H139ZM129 63H130V65H129ZM183 66L184 67H187L188 64L185 65V63H184ZM228 68L230 70V71L228 70V72H227L228 74L226 75V78L227 77H230V78H228V80H225L224 79V80L221 81V80H218V79H215V78L214 79H210V80H206L208 82V85H206L205 83L202 84L201 83V80H200V78L202 76L200 75L201 76L200 77L199 74H196V73L193 74V77L192 78L191 77L190 78L189 77L187 78V76L186 77L183 76L181 79H179L181 81H179L177 78H175V79H177L179 81V87H180L179 88V91L181 90V88L183 90L182 92L180 91L181 93L185 94V91H186V95H190L189 92L191 93V95H192V96H190L191 97L190 98L191 100L189 99V96L187 97L186 95H184V98L185 97L187 98V99L185 98V100L187 101V103H189L190 101L193 100L194 102L193 103L191 102V104L192 105L194 104L193 106H195V108L198 111V112H196L197 113L196 115H198V116H195V118H192L193 116L190 117V118H188L189 121L187 119H184L185 121L182 120V122L183 121L184 122L183 123L181 122V123L184 124V125H187L188 124V126L192 123L190 126H193L194 127L196 124H193V121L197 123L196 120H198V125H200V127L205 126V127H203V129L206 128L204 132H205V134L207 132V136H208L209 141H210V139H212V137H217V135L223 137V136H226L227 134L233 133V128L231 127L232 126L231 123L232 122H237L238 120L240 121V117L243 116V113L245 112L246 107H249V108L252 107L253 109L263 108V113H264V96H263L264 95V81L259 82V83H249V84L248 83H245V84H240L239 81L234 76V72H235V71H233L234 68H232L233 70L230 69L231 66L228 67ZM231 72L233 74L232 76L230 75ZM63 74H64V76H63ZM194 75H195L196 80L194 78ZM197 75H198V77H197ZM72 77H73V79H72ZM125 77L127 78V80H126ZM53 79H55V80H53ZM65 79H67V80H65ZM185 81H188V82L185 83ZM189 81H190V83H189ZM220 81H221L222 87L223 88L226 87L224 89H226L225 92H227V94H229V93H231V94L236 93V94H238V96L241 95L240 96L241 98H240L236 94H234V97H233L234 99H232V98L229 99V102L228 103L231 104V102H232L231 105H228V106H230V108L226 105L227 104V100H228V99H226V101H225V105L226 106L224 105L222 108H218V110H217L218 112H220V111H223V112H220L221 114L218 113V112H216L217 114H219V117H220V115L223 114L222 115V119H221V117H220V119L221 120H224L225 119L222 122L223 123L226 122V125L227 126L224 125L223 123H221V121L219 123V121L217 122V120H216L217 124L218 123L221 124V125H219V124L217 125L215 123V120H214L216 118H214V117H213V120L210 119V123L213 121L212 122L213 124H210L209 123V119L206 118V117L209 116V118H212V116L210 115L211 112H210V109L209 108H207L206 106H204L205 102L203 101L204 98H205L204 96H206L204 94V91L206 92L207 90H209L210 89L209 87L214 86V84L215 85L216 84L219 85V82ZM191 82H192V85L191 86H196V84H198V88H200L198 90H200V92L203 91L201 93L199 91H197V93L200 94L198 96L199 98L200 97L202 98V95H203V100L201 98L199 100H197L198 99L197 98V95L198 94L197 95L196 94L193 95L191 89L189 88V85L191 84ZM103 83H104V85H103ZM182 83H185V84H182ZM95 84L99 85L100 87H97V85L95 86ZM100 84H102V85H100ZM207 86H208V88H207ZM256 86L258 87L257 90H255L256 89ZM97 88H98V90H97ZM101 88H103V89H101ZM184 88H186V90ZM205 88H207V89H205ZM236 88H239L242 91L240 90L239 91L240 93L239 92L237 93V92H234L233 90H231V89H236ZM247 89H249V90H247ZM47 91H48V93H47ZM101 92H103L104 95L106 94L107 96L108 95H110V96L109 97L105 96L107 98L106 99L105 98L103 99L104 95ZM17 93L18 92L16 91V92L12 93V95H11L13 108L14 107H17V108H15L16 109L15 111L20 110V112H23V113H20L19 111H17L19 113L18 114L19 119L16 118V117L14 119L13 118H10L11 119L10 123H11V127H12V134H11L12 137L10 136V138H9V141L10 142L8 141L7 146H5L6 148L3 149V151H2V160H4L3 161L4 162V165L7 164L6 167H8V169H9V171L11 173L10 176L13 178V180L16 181V183L18 182L17 183V186L19 185L20 191L22 190L21 192L25 191L27 193L28 190H29L28 193H30V191L32 192V190H30V188H29L30 187V184L27 182L28 181V178L27 177H28V175L29 176L30 175H33L35 177L37 176L38 179L40 178L39 180H40L41 183H44V185H43L44 187L50 188L49 190L52 193H55L54 196H55V200L56 201H54V202L52 200L51 201H48L49 202V204L47 203L48 205L39 206L37 208L38 210H41L42 211L41 213L55 216V217L59 218L62 222H65L66 224H68V223H70V224L72 223L73 224V222L75 223L78 220L80 221V220L86 219V217H88L87 216V210L88 209H90V208H92L94 206H97L100 209L101 206H99V204H101L104 201H106V202L113 201L114 202V200L117 199V198H120V197H125L126 198L128 196L129 197H135V198H137V196H138V198H142V199L148 197V195L150 194V192H147V193H145V192L148 191V190L151 191L152 188H149L148 187L149 189L146 188L143 191L142 190L140 191V190H136V189H132L131 188L132 187L131 184L133 185V182L136 181L135 180L137 178V175L136 174H134L133 176L131 174L130 175H126V176H130V177L132 176L131 178L130 177H126L124 175H123V178H122V174L121 175L116 174V176H115L116 178L114 177V179H115L116 182L114 181V179L113 180L111 179L115 183L110 182L111 180H107V181H109V183L106 180H104L106 182L105 185H104V183L102 181L103 184L100 183L101 184V187L99 186L97 188V190L95 189L93 191V194H94L93 196H92V193H91V195L90 194L88 195L86 192L78 189L74 185H70V186H67L66 187V186H61L59 184H56L54 182H51V180H48L47 178L49 177V174L46 173L47 170L45 168L50 167V163H51V166H53L52 165V161L54 163V160L51 158L52 156L49 155L46 152L45 149L41 148L43 145L40 146V147L38 146L36 149H35V147H33L34 149H32L31 147H28L27 148V146L25 145V142H23V141H25V137H24L25 133L28 132V131H30V130H33L34 129L33 126L35 125V123H36L37 120H36V117L33 114V110L31 108L26 107L27 105L21 106L25 100L20 95H18ZM246 93H247V95L251 94L254 99L252 98L251 95L249 97H251L252 99L249 98V100H248V97L246 99L245 98ZM97 94H98V96H97ZM100 94L102 95V97H101ZM13 95H14V97H13ZM195 95H196V97H195ZM70 96H72V97L70 98ZM124 97H126V98H124ZM62 98H63L64 101H62ZM72 98L75 99V100L73 101ZM78 98L80 100L79 102H81L80 104L77 103ZM20 100L22 102H20ZM118 100H116L113 104L117 103ZM188 100H190V101L188 102ZM199 101H202V102H199ZM64 102L67 105L64 104ZM67 102L69 103V106L70 107H67L68 106V103ZM73 102H74V105H71ZM18 103H20V104H18ZM76 103L78 104V106L75 105ZM200 103H202L203 105L200 104ZM1 104H2V101H0V105ZM24 104H26V103L24 102ZM251 104H252V106H250ZM14 105H16V106H14ZM24 106H25V108H24ZM71 106L73 108H71ZM74 106H76V107L74 108ZM224 107L225 108L227 107L229 109L226 108V110H224L225 109ZM66 108H68V110L70 108H71L70 110H72V109L73 110L72 111H70V110L68 111ZM21 109H23V110L21 111ZM24 109H26L25 110L26 112L24 111ZM204 109L206 110L205 112L203 111ZM65 110L67 112H69L68 115H67V112ZM73 111H74V113H76V112L77 113L76 114H73ZM208 111L210 112V114H209ZM224 111H227L228 113L227 112H224ZM130 113H131L132 116L130 115ZM225 113H227V116L229 115L230 117L229 116L227 117L226 115L224 116ZM19 115H21V117ZM74 115H76V116H74ZM205 115H207V116L204 119H202V120L207 121V123H203L204 121H202L201 122L202 125H201L199 123L200 122L199 120H201L200 119L201 116L203 118V116H205ZM72 116L75 118L74 120H73V117ZM223 116L226 117V118H224ZM129 118H132V119H129ZM251 118H253V117H251ZM228 120L231 121V122L227 124ZM256 120H257V122L256 123H253L254 125L252 124V126H253L252 129L251 130L248 129L243 135H241L242 138H244V139L241 138L242 139V141H241V144L242 145H240V143L236 139L233 138V143H234L233 145H235V147H239V148L241 147V148H244V149H249V150H247V152L245 154L246 156L244 154H241L242 157L244 156L243 159L240 158L241 157L240 156V152L241 151L237 152L238 155H235V156H238V157L240 156L239 157L240 159H238L237 157H232V156L230 158V155H233V153H232L229 156H227L229 159L226 157L227 160L224 158L220 162L224 166H222L220 164L221 165V168L219 169L220 165H218V166L215 165V163H216V157L218 155H220V153H222V152H224L226 150H229L230 148H231L230 150H232V147L227 142H223L222 148H220L221 145L218 146L220 150H219V152H217L218 151V148L216 146L209 145L210 142H211L210 141L208 143V145L205 147L206 153L207 152H209V153L208 154L205 153V156H203L202 157V160H201V164L204 167V169L203 168L201 169L199 167L200 165L198 167H194V166L191 167L189 165V162H187L188 164L186 162H182V163H180L181 166H179V167H177V168L174 169V173H177L178 172L177 173V177H176V180H178V181H176V180L173 181V182H175L174 183L175 185H176V182H177V185L175 186L174 184L171 185L169 183L171 185V188H170V185L168 184V182H167V184L165 182L164 183V185L166 184L165 194H163V196L160 197V200H157V203L159 204V206H162L163 209H166V208L169 209V210L167 209L168 210V217H166V219L167 218H170V219H167V220L165 219L164 220L165 223H162L163 225L168 226L167 229L166 228H163L162 230H160L158 232H154L152 234V237H149L148 239L145 238V236L143 234H141L139 227H134L133 228V226H132L131 228H129V226H128L125 229L124 228L123 229H119V230H116L115 229L116 231L115 230H112L111 232L113 234L110 232V233H108L107 236L100 237V239L98 238L97 240H94L93 241V245L95 246V252L92 254V256L93 255H95V256H93L94 260L92 259V262L91 263L92 264H173V263L174 264H176V263L179 264L178 262H179V259H180V257H179L180 254H182V253H184L186 251V244H187V242L190 239H192V234H190V233L193 232L192 231L193 228H196L197 225H198V223H200L201 221L206 220L208 218V216L212 212H214V210L216 208H219L220 210L224 211V213H226V212H229L231 214L232 213H235V211H236L235 201H237L241 197V195H243V194H241L242 192H248V193H250V195H252L251 198H250V195H249L247 197V199L245 200V205L244 204L242 205V208L243 209H245L247 207V205L249 207L252 203H254L255 200L257 199V195H255L254 193L251 194L252 191H250V189L255 190L258 187H261V186L264 185V146H263L264 145V115H262L261 117H257ZM88 122H90V123H88ZM185 122H187V124ZM203 124H208V125L210 124L211 126L213 125L214 127H211L209 125V128H208V125H203ZM216 125L219 126V127H221V128L223 127V128L222 129L221 128L218 129L219 127H217ZM62 126H63V128L65 130H63ZM149 128H152V127L149 126ZM230 128H232V130ZM27 129H29V130H27ZM66 129H69V130H66ZM207 129H209V130L207 131ZM252 130H253V132H250ZM220 132L221 133L223 132V134H221ZM215 133H216V135H215ZM255 134H258V136H256ZM250 135L251 136L255 135L256 137L254 136L253 138H257L258 137L259 139L257 138V140L258 141L260 140V142H261V143H259V145H256L255 148L254 147H251L252 146V143H251L252 137ZM197 136L200 137V135L198 133L195 135V138L196 139L199 138ZM224 138L229 139L227 136L224 137ZM243 140H245V141H243ZM146 142L149 143V144L147 143L148 144L147 146L149 147V150L150 151H152L153 153H159L158 155H160V150L158 148L159 146L155 142H153V141H151V142L150 141H146ZM243 142H245L246 144L243 143ZM238 145H240V146H238ZM260 146L263 147V148H261ZM150 147H151V149H150ZM250 147H251V149H250ZM29 148L31 149V152H30V149ZM37 149H39V150H37ZM254 149H255V151H254ZM32 150H34V151H32ZM43 150L45 151L44 153H43ZM252 150L254 152H252ZM256 150H260V151H257L256 152ZM32 152H33V154H32ZM37 155L39 156V158H37L38 157ZM247 156H248V158H247ZM235 158L238 159V161H234ZM228 160H229V162H228ZM231 160H233L234 162H232ZM38 161H40V162H38ZM212 161L213 162L215 161V163H213ZM224 162H226V163L228 162L230 165H227L228 163L225 164ZM231 162H232V164H231ZM41 164H43V165H41ZM48 164H49V166H48ZM207 165H209V166H207ZM214 165H215V168H214L215 170H213ZM42 166H43V168H42ZM206 166L208 167L207 170H206V168H207ZM181 167H182L183 171H181L182 169H179ZM222 167H225V168H222ZM194 168L198 172L196 171L197 174L194 177H191L190 176V173H191V171L194 170ZM197 168H200L199 170H201V171H199ZM176 169H178V170H176ZM222 169H224L225 171H223ZM220 170L223 171V172H221ZM180 171L183 172V174ZM202 171H205V172H202ZM28 172L31 173V174H29ZM200 172H201V174H199ZM180 173L182 174V176L180 175ZM197 179H198V181H197ZM106 184H108V185H106ZM184 184H186L187 186L184 185ZM167 185L169 186V188L171 190L170 189L167 190ZM173 186H175L176 188L173 187ZM183 186L186 187V189L184 187V190H186V191L188 190V192H187L188 193V197L184 196L185 193H183V191H182L183 190ZM189 186H190L191 189L189 188ZM192 186H193V188H192ZM180 187H182V188H180ZM127 188H131L132 189V192L129 195H126V196L125 195H122L124 193L125 189H127ZM191 190L193 192V195L192 196H191V194H192L191 193ZM137 191H140V192H137ZM141 192H143V193H141ZM171 194L173 196H175L174 199H173V197H172ZM131 195H133V196H131ZM179 195L180 196L182 195V196L179 197ZM56 197H57V199H56ZM184 197H186V198H184ZM182 198H184V199H182ZM185 199L187 200V203H185L186 202V201H184ZM173 200H177V202L179 200L182 201V205L183 204H190L192 202L191 204L193 206H195V208H196V213H195L196 218L193 221L192 227L189 228L190 230L189 229L188 230L187 229H185V230H179L178 224H181L180 221L182 220V217H179L178 218L177 216H175L174 211H172V210H175L176 207H178V205ZM188 200L190 202H188ZM169 201H171L172 203H170ZM164 202H166V204ZM248 202H250V203L252 202V203L249 204ZM52 203L54 205H52ZM170 204H172V205H170ZM87 207H89V208H87ZM162 207H160V208H162ZM4 208L5 207H3V208L1 207L2 211H4L6 209V208L5 209ZM39 208H41V209H39ZM59 208H61L63 210H61ZM65 208H66V210H65ZM1 209H0V214H1ZM85 209H87V210H85ZM98 213L99 214L95 215V218L96 217L97 218H102L104 216H107V213H104V210L103 211L102 210H98ZM224 215L225 214H222L221 215V218L219 217V222L218 223H220V225L223 227V231L225 233V234L224 233L223 234L225 236L227 235L228 238L227 237H224V235L222 234L223 236L222 235L221 236H218L216 238L217 239L216 240L211 235H208V234L205 235V239L204 240H205V244H206L205 245L206 246L205 247L206 253L210 252L209 251V249H210L211 250V255L209 253H208V255L205 253V256H209V257H207V258L201 257L199 259L196 258V259H194L195 262H193L194 261L193 260V261H191V263H188V264H192V263L193 264H264V230H263L264 229V223H262V220L264 219L263 218L264 217V214H261V215L256 216V217L254 216L253 217L254 221H252V224L248 227L249 229L246 228V230L243 231L244 233L243 232H240L239 233V231H238V228L236 226V223L238 221L237 217H234L233 216L231 218V216L228 217V214L225 215V216ZM257 220H260L261 222L260 221H257ZM256 221H257V223H256ZM2 222H4V221H1L0 220V225L3 224ZM6 224H9V225L11 224L9 227H12L13 228L12 230L14 232L12 233V236H6V235H4L3 232H0V234H1L0 243L8 242L12 247H14V245H15V248L17 250L18 249H19V251H22L23 250L22 252L25 253V259H24L23 263H21V264H30L33 261L32 260L33 258L29 254H27L29 252V250H28V247L26 246V243L24 244L22 242L24 244L23 245L21 243V241H18L17 240V238H19V236H22V235L23 236H26V235H28V233H29V231H27L28 229H25L24 230V228L22 226H20V224L19 225L18 224H14L15 225L14 226V225H12L13 224L12 221H9ZM227 226H228V230H227ZM256 226H258L259 228L256 227ZM224 228H226V229H224ZM235 228H237V229H235ZM255 229H256V231H255ZM247 230L249 232V235L252 234L253 237H252V235L250 237L248 236ZM16 231H17L18 234L15 233ZM234 231H235V233L237 231L238 232L236 234H234ZM226 232H227V234H226ZM167 234H171L174 237L180 238V239H179L178 242H176L174 244H170L169 245L167 243L166 244V247H165V244H163L164 245V247H163L162 244L161 245L158 244V238L160 236H162V235H167ZM237 234H239V235H237ZM240 234H242V235H240ZM246 235H247V238H246ZM2 236H3V238H2ZM110 236L113 237V238H111ZM14 238H16V239H14ZM253 239H256L257 241L256 240L252 241ZM15 240L17 242H15ZM218 240H220L221 243L222 242H226V243H222V245H224V244L226 246L229 245L228 246L229 249L225 245L223 246V248L225 247V249H223L222 251H221V248L218 249L220 246H222V245H220V241H218ZM236 240H237V242H236ZM233 241H234V243H233ZM11 242L12 243L15 242V243L12 245ZM94 242H95V244H94ZM258 243L260 244V246H259ZM97 244H99V245H97ZM18 245H21V247L18 246ZM100 245H101V248H99ZM218 245H219V247H218ZM244 245H245V247H244ZM19 247L20 248H24V249H20ZM256 247H259V248H256ZM98 248H99V250H98ZM11 250H13V249H11ZM25 250H26V252H24ZM225 250H227V251H225ZM223 251H225L226 253L223 252ZM219 252H223V253H219ZM215 253L217 255H215ZM218 254H222V256L221 255H218ZM243 255H245V256H243ZM241 256H243V257H241ZM203 259H207V260H203ZM28 260H29L30 263L27 262Z\"/></svg>",
  "mask_w": 264,
  "mask_h": 264
}]
</instances>
